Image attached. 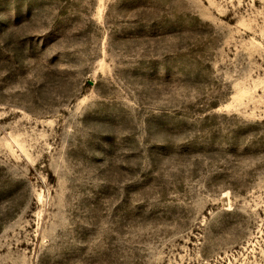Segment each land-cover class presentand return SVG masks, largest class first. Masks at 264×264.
<instances>
[{"label": "rangeland", "instance_id": "374dc122", "mask_svg": "<svg viewBox=\"0 0 264 264\" xmlns=\"http://www.w3.org/2000/svg\"><path fill=\"white\" fill-rule=\"evenodd\" d=\"M0 264H264V0H0Z\"/></svg>", "mask_w": 264, "mask_h": 264}]
</instances>
